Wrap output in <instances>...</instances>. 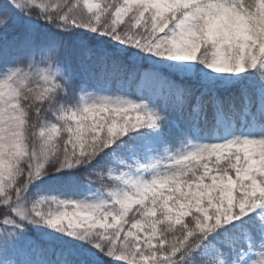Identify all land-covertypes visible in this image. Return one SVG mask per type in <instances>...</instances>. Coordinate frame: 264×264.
I'll return each mask as SVG.
<instances>
[{
	"label": "snow or ice",
	"instance_id": "1",
	"mask_svg": "<svg viewBox=\"0 0 264 264\" xmlns=\"http://www.w3.org/2000/svg\"><path fill=\"white\" fill-rule=\"evenodd\" d=\"M0 264H264V0H0Z\"/></svg>",
	"mask_w": 264,
	"mask_h": 264
}]
</instances>
